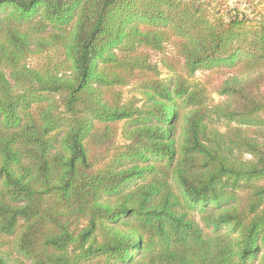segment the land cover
Returning a JSON list of instances; mask_svg holds the SVG:
<instances>
[{"label": "trees", "instance_id": "16d2710c", "mask_svg": "<svg viewBox=\"0 0 264 264\" xmlns=\"http://www.w3.org/2000/svg\"><path fill=\"white\" fill-rule=\"evenodd\" d=\"M256 261L264 8L0 0V264Z\"/></svg>", "mask_w": 264, "mask_h": 264}, {"label": "rangeland", "instance_id": "374dc122", "mask_svg": "<svg viewBox=\"0 0 264 264\" xmlns=\"http://www.w3.org/2000/svg\"><path fill=\"white\" fill-rule=\"evenodd\" d=\"M225 2H227V4L230 6V8L237 7L240 10L245 11L247 13H250L253 10H255V13H257V8H260V9L264 8V4H263L264 0H225ZM153 59H154V61L159 62L160 56L153 54ZM41 60H42L41 57L33 56L30 59V62H31V64H37ZM158 64L160 67V71L162 72V77H169L170 76L169 71H167V69L164 68L160 62ZM202 76H203V74L201 72H198L196 75V77H202ZM124 91H125L126 97H130V96H133L135 94L137 97L141 98L138 91L135 90V86L133 84L130 86H127L124 89ZM215 98L217 101L220 100V98L218 96H215ZM196 217H197V219H199L200 215L196 214ZM253 264H259V261H256Z\"/></svg>", "mask_w": 264, "mask_h": 264}]
</instances>
